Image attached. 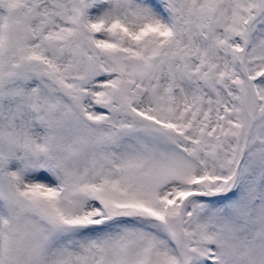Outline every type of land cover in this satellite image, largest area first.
<instances>
[{
  "label": "snow or ice",
  "instance_id": "1",
  "mask_svg": "<svg viewBox=\"0 0 264 264\" xmlns=\"http://www.w3.org/2000/svg\"><path fill=\"white\" fill-rule=\"evenodd\" d=\"M0 264H264V0H0Z\"/></svg>",
  "mask_w": 264,
  "mask_h": 264
}]
</instances>
